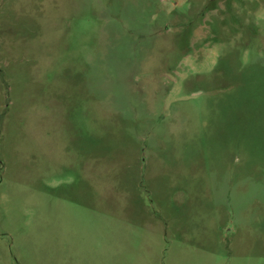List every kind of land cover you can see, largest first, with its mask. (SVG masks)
Wrapping results in <instances>:
<instances>
[{
  "label": "rangeland",
  "instance_id": "rangeland-1",
  "mask_svg": "<svg viewBox=\"0 0 264 264\" xmlns=\"http://www.w3.org/2000/svg\"><path fill=\"white\" fill-rule=\"evenodd\" d=\"M0 264H264V0H0Z\"/></svg>",
  "mask_w": 264,
  "mask_h": 264
}]
</instances>
